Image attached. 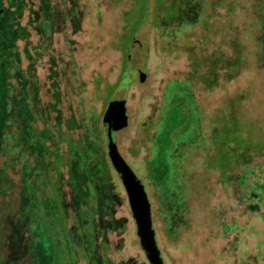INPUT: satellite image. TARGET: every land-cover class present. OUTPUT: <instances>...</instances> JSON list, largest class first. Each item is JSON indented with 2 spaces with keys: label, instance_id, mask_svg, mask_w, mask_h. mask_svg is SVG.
<instances>
[{
  "label": "rangeland",
  "instance_id": "1",
  "mask_svg": "<svg viewBox=\"0 0 264 264\" xmlns=\"http://www.w3.org/2000/svg\"><path fill=\"white\" fill-rule=\"evenodd\" d=\"M79 1L84 20L78 35L72 34L71 19L65 15L71 1L27 0L32 12L20 19L27 26L40 7L47 13L28 26L35 34L33 44L57 57L66 113L74 106L70 76L78 91L80 82L92 85V73L99 74V103L96 111L89 97L74 106L73 112L84 117L86 127L74 149L67 142L76 153L59 172L47 167L48 159L21 154L15 181L24 191L21 221L31 233L25 237L9 226L10 243L0 256L11 264H150L139 246L129 199L111 163L103 126L114 83L123 75L120 93L127 111L117 118L115 136L121 155L146 185L166 264H264V152L253 149L243 160L239 154V145L247 139L246 116L264 129L260 96L264 84L261 87L255 76L231 82L232 88L221 83L225 92L220 108L231 114L225 116L227 123L218 121L216 106L201 108V98L207 95L211 102L218 94L213 82L204 85L207 69L196 72L197 65L183 50L164 52L158 37L172 43V28L154 26L169 5L181 7V1H189L197 11L205 8L211 16L223 15L215 19L225 27L223 34L238 35L241 43L245 17L237 20L233 5H216L223 0H125L115 6L110 0ZM4 23L0 24V52L10 54L18 33ZM67 55L72 56V70L65 66ZM4 60L0 57V62ZM47 60L37 62L36 93L49 73ZM26 64L24 60L22 67ZM5 69L0 66L4 72L0 97L7 99L17 89L18 94L23 90L26 94L29 84L22 74L15 75V67ZM4 78L12 83L10 91ZM23 108L18 114L28 129L33 115L30 108ZM41 128L60 142L55 124ZM20 236L25 240L20 241Z\"/></svg>",
  "mask_w": 264,
  "mask_h": 264
},
{
  "label": "trees",
  "instance_id": "2",
  "mask_svg": "<svg viewBox=\"0 0 264 264\" xmlns=\"http://www.w3.org/2000/svg\"><path fill=\"white\" fill-rule=\"evenodd\" d=\"M65 1H71L70 6L65 10V15L71 19L72 34L78 35L82 31L84 20V15L79 10L80 1ZM124 1L110 0V3L115 6L122 5ZM216 5L224 6L225 8L233 5L234 12L236 13V15L234 14L235 18L241 21L245 17L247 24L245 21L241 24L243 28L241 43H238V35L234 37L223 34L225 27L220 26L215 21L217 18H223V15L214 14L211 16L210 10L205 8L197 11L189 1H181V7L169 5L155 19L154 26L158 30H162L163 26H170L172 28V33L170 34L173 39L172 43H167L165 37L162 35L158 37L163 42L162 50L164 52L169 55L174 51L183 50L190 62L197 65L196 72L207 69L204 85L213 82L215 85L214 91L218 94L211 102L207 95L201 98L203 102L201 108L207 111L209 108L211 109L213 106H216L217 111L215 113L217 115L220 114L218 121H226L227 123L225 116L226 114L230 115L231 110H221L220 108L221 103L224 102L222 92H225L223 90L225 87L221 83L225 82L228 88H232V85L236 81L242 80L244 76L251 78L255 76L261 87L264 84V0H223L222 3L220 2ZM8 8H14V11L10 12ZM128 8H126V12ZM27 11L32 12L31 9H27V0H0V24L5 21L4 24L12 26L18 33L11 53L8 54L6 51L0 52L1 59H5L0 62V66L4 69L15 67L14 74H22L21 78L25 79L26 84H29V90L26 91V94H24L23 90L19 95V90L17 89L15 93H11L12 95L8 94L7 99L0 97V251L4 250L10 243L12 236L9 232L10 228L21 231L25 237L27 233H31L28 230V225L22 224L21 221V211H23L21 199L23 198L24 191L19 188L18 181H15L18 173L16 166L20 163L21 154L37 157L43 161L44 159H48L47 167L52 172H59L61 167H66L71 162V160L69 162V159L73 158L76 152L71 150L70 147L74 149V142L80 138V133L86 127L83 124L84 117L78 112H73L74 106H78L80 103L84 104L87 97H89L91 98L89 102L93 105L92 110L96 111L94 107L99 103L96 98V91L99 90L96 85V79L98 76L101 77L99 74L94 75L92 73V85L86 86L84 82H80L78 91H75V81L70 76L68 77V85L72 90L71 99L74 106L70 105L71 111L66 113L67 101L59 81L60 74L57 71V57L50 49L46 51L42 45L33 44L32 38L35 34L31 32L28 26L30 23L42 21L47 13L44 11L43 6L40 7L37 13L32 14L34 19L30 20L27 26H22L20 19ZM227 12L226 10L224 11L225 16L228 15ZM5 13L8 14L7 17ZM125 13L123 14L124 16ZM204 17L206 20L208 19L206 25ZM245 25L249 26L245 29L244 33ZM37 34L41 36L43 34L42 30H38ZM24 51L26 54H24ZM22 54L25 55L24 60L27 62L24 68L22 67L24 61ZM71 57L67 55V58H64L67 59L65 60V66L70 68V70H72L69 63V60H72ZM43 58H48L45 62L50 66V70L48 75L44 77L42 87L38 85L39 92L36 93L38 80L35 71H37L38 60H42ZM240 60H243L244 63L242 64ZM125 69L126 67L123 71ZM2 77H4V72L0 71V79ZM122 78L123 75L114 83L116 89L109 97L107 108L112 101L117 99V91L124 81V78ZM233 81L234 83L231 84ZM5 82L10 91L12 83L7 79H5ZM245 84L249 90L250 88L246 82ZM238 90L242 89L239 88ZM22 96H24V99L21 98ZM260 96L264 100V94H260ZM21 105L22 108L24 107V110L30 108L33 115V120L30 122L31 127L28 129L24 126L22 117L18 114ZM246 118L245 134L247 139L246 141L243 140L244 143L239 145L241 146V150H243L242 153L241 150L239 151L240 160L246 159L247 152L253 149L264 152V129L257 126L256 120H252L249 116H246ZM45 124H55L59 128L61 132L59 143L49 138L46 130L41 128ZM67 142H72V145L69 147ZM10 153L13 154L10 155ZM14 239L18 240L19 238L15 237ZM23 239L25 240V238ZM26 254L30 257L28 252ZM0 264H11V262L6 261L4 257L0 256Z\"/></svg>",
  "mask_w": 264,
  "mask_h": 264
},
{
  "label": "water",
  "instance_id": "3",
  "mask_svg": "<svg viewBox=\"0 0 264 264\" xmlns=\"http://www.w3.org/2000/svg\"><path fill=\"white\" fill-rule=\"evenodd\" d=\"M121 87L117 91V99L111 102L103 117L108 154L126 190L140 248L145 253L150 264H166L159 244L153 207L148 196L146 185L138 178L121 155L115 136L117 118L125 115L127 111L121 99Z\"/></svg>",
  "mask_w": 264,
  "mask_h": 264
}]
</instances>
